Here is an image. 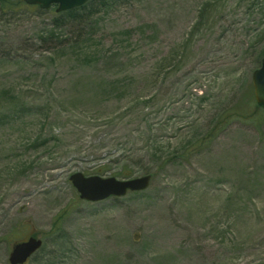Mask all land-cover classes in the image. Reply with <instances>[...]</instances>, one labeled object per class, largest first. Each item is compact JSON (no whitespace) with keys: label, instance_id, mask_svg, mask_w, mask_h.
I'll list each match as a JSON object with an SVG mask.
<instances>
[{"label":"rangeland","instance_id":"1","mask_svg":"<svg viewBox=\"0 0 264 264\" xmlns=\"http://www.w3.org/2000/svg\"><path fill=\"white\" fill-rule=\"evenodd\" d=\"M0 16V264H264V0ZM150 175L97 203L69 177Z\"/></svg>","mask_w":264,"mask_h":264},{"label":"water","instance_id":"2","mask_svg":"<svg viewBox=\"0 0 264 264\" xmlns=\"http://www.w3.org/2000/svg\"><path fill=\"white\" fill-rule=\"evenodd\" d=\"M88 0H24L27 5H37L42 10H48L56 5V13L79 8ZM255 103L264 110V56L260 67L251 76ZM69 181L80 200L84 202H99L110 197H123L127 192H139L148 188L150 176L146 175L131 180L119 181L114 177L84 176L73 173ZM42 246V240L35 237L16 242L11 246L8 256L9 264H24Z\"/></svg>","mask_w":264,"mask_h":264},{"label":"trees","instance_id":"3","mask_svg":"<svg viewBox=\"0 0 264 264\" xmlns=\"http://www.w3.org/2000/svg\"><path fill=\"white\" fill-rule=\"evenodd\" d=\"M130 0H90L84 6L70 10L67 12H63L60 14H55V21L58 23H62L66 20H75L76 17H79L82 14L85 16L91 14L94 11H108L114 8L116 5ZM28 6L24 3V0H0V16L4 15H17V13H24L28 8ZM249 111L243 112L240 110L239 106L233 110L230 114L225 116V120L239 119V117H244L247 120H253L255 117L254 114L258 113L260 116H264V112L257 108L252 101L249 102L248 105Z\"/></svg>","mask_w":264,"mask_h":264}]
</instances>
